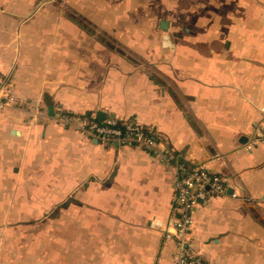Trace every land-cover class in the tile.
Wrapping results in <instances>:
<instances>
[{"label": "crops", "instance_id": "0c3cea01", "mask_svg": "<svg viewBox=\"0 0 264 264\" xmlns=\"http://www.w3.org/2000/svg\"><path fill=\"white\" fill-rule=\"evenodd\" d=\"M0 71V204L36 211L0 219L101 234L53 264H175L173 173L202 162L228 189L197 206L187 250L264 264V0H0ZM62 112L135 120L176 159Z\"/></svg>", "mask_w": 264, "mask_h": 264}, {"label": "built area", "instance_id": "2783aa9c", "mask_svg": "<svg viewBox=\"0 0 264 264\" xmlns=\"http://www.w3.org/2000/svg\"><path fill=\"white\" fill-rule=\"evenodd\" d=\"M5 87L0 71V91ZM4 96H0V104ZM61 123L73 126L83 133L95 136L106 143L118 141L125 145H134L155 154L162 162L169 163L176 159L174 151L168 147H162L155 135L135 120L118 121L114 118L102 122L89 119H74L68 113L62 112L57 116ZM258 135L262 130L257 131ZM174 183V210L175 216L171 219V226L174 231L171 234L177 243L178 253L175 256V264H206L199 256L187 250L188 237L193 230L194 211L201 203L210 198L225 195L228 185L226 179L219 173L211 171L205 162L188 168L178 164L173 173Z\"/></svg>", "mask_w": 264, "mask_h": 264}, {"label": "rangeland", "instance_id": "374dc122", "mask_svg": "<svg viewBox=\"0 0 264 264\" xmlns=\"http://www.w3.org/2000/svg\"><path fill=\"white\" fill-rule=\"evenodd\" d=\"M23 207L27 215L36 213L32 204H0L2 211H8L11 216L17 215V209ZM66 223L68 221L55 217L51 220L0 219V264H34L35 261L53 264L55 259L70 257L80 260L84 246L101 247V234L83 236L75 223L69 228Z\"/></svg>", "mask_w": 264, "mask_h": 264}, {"label": "water", "instance_id": "95a60500", "mask_svg": "<svg viewBox=\"0 0 264 264\" xmlns=\"http://www.w3.org/2000/svg\"><path fill=\"white\" fill-rule=\"evenodd\" d=\"M165 25V24H164ZM100 119H101V117H100Z\"/></svg>", "mask_w": 264, "mask_h": 264}]
</instances>
